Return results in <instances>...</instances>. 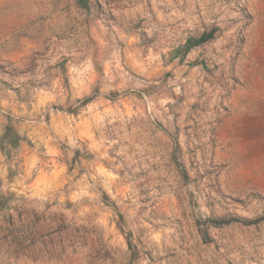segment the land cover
I'll use <instances>...</instances> for the list:
<instances>
[{
	"label": "rangeland",
	"instance_id": "374dc122",
	"mask_svg": "<svg viewBox=\"0 0 264 264\" xmlns=\"http://www.w3.org/2000/svg\"><path fill=\"white\" fill-rule=\"evenodd\" d=\"M0 264H264V0H0Z\"/></svg>",
	"mask_w": 264,
	"mask_h": 264
},
{
	"label": "trees",
	"instance_id": "16d2710c",
	"mask_svg": "<svg viewBox=\"0 0 264 264\" xmlns=\"http://www.w3.org/2000/svg\"><path fill=\"white\" fill-rule=\"evenodd\" d=\"M211 36V34L209 35V34H203L200 38H198V39H194V40H187V47H186V51L187 50H190V49H192V48H194V47H196V46H198V45H200V44H202V43H204V42H206L208 39H209V37Z\"/></svg>",
	"mask_w": 264,
	"mask_h": 264
},
{
	"label": "crops",
	"instance_id": "0c3cea01",
	"mask_svg": "<svg viewBox=\"0 0 264 264\" xmlns=\"http://www.w3.org/2000/svg\"><path fill=\"white\" fill-rule=\"evenodd\" d=\"M73 77H74V80H75V85H76V86H77V84H78V85H81V84H80V81L78 80V78L81 77V76H80L79 74H75ZM75 77H76V79H75Z\"/></svg>",
	"mask_w": 264,
	"mask_h": 264
}]
</instances>
